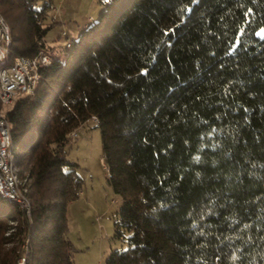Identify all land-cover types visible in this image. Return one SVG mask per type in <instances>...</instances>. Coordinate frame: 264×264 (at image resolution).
I'll use <instances>...</instances> for the list:
<instances>
[{
	"label": "trees",
	"instance_id": "16d2710c",
	"mask_svg": "<svg viewBox=\"0 0 264 264\" xmlns=\"http://www.w3.org/2000/svg\"><path fill=\"white\" fill-rule=\"evenodd\" d=\"M54 3L0 0L10 56L45 52ZM100 3L5 111L30 211L0 194V264L26 240L25 264H72L65 145L88 119L127 243L102 264H264V0Z\"/></svg>",
	"mask_w": 264,
	"mask_h": 264
},
{
	"label": "rangeland",
	"instance_id": "374dc122",
	"mask_svg": "<svg viewBox=\"0 0 264 264\" xmlns=\"http://www.w3.org/2000/svg\"><path fill=\"white\" fill-rule=\"evenodd\" d=\"M100 2L74 0L67 8L62 6L64 16L47 30L45 53L62 56L66 37L75 38L88 20L96 19L102 6ZM49 46L54 48L50 50ZM11 106L12 102L0 104V112L6 113ZM73 132L76 134H68L70 140L65 145V157L77 162L76 171L83 185L78 196L67 204L66 237L73 244L72 264H102L108 252L127 246L125 240L113 236L121 199L107 182V170L101 160L99 128L88 119Z\"/></svg>",
	"mask_w": 264,
	"mask_h": 264
},
{
	"label": "built area",
	"instance_id": "2783aa9c",
	"mask_svg": "<svg viewBox=\"0 0 264 264\" xmlns=\"http://www.w3.org/2000/svg\"><path fill=\"white\" fill-rule=\"evenodd\" d=\"M3 18L0 12V104L11 103L14 98L23 94H32L39 81L38 70L50 60L42 50L33 56H10L11 35L9 26ZM68 42L70 41L66 38L65 44H69ZM75 134L71 132V135ZM11 137L8 119L5 113L0 112V194L19 204L20 209L29 214V201L13 164L14 148ZM26 241L17 264H25Z\"/></svg>",
	"mask_w": 264,
	"mask_h": 264
},
{
	"label": "crops",
	"instance_id": "0c3cea01",
	"mask_svg": "<svg viewBox=\"0 0 264 264\" xmlns=\"http://www.w3.org/2000/svg\"><path fill=\"white\" fill-rule=\"evenodd\" d=\"M74 0H56L55 7L53 8L52 12H51V19L54 21H59L60 19H62V17L64 16V9L62 10V6L63 7H68L73 3ZM67 36V35H66ZM68 37V36H67Z\"/></svg>",
	"mask_w": 264,
	"mask_h": 264
},
{
	"label": "snow or ice",
	"instance_id": "6c2138e0",
	"mask_svg": "<svg viewBox=\"0 0 264 264\" xmlns=\"http://www.w3.org/2000/svg\"><path fill=\"white\" fill-rule=\"evenodd\" d=\"M258 36L264 37V29H262L260 32L256 33ZM196 159H199V157H197ZM233 259L235 260V257H233Z\"/></svg>",
	"mask_w": 264,
	"mask_h": 264
}]
</instances>
